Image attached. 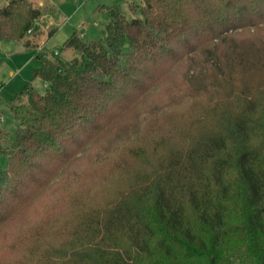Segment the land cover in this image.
Listing matches in <instances>:
<instances>
[{
    "label": "trees",
    "instance_id": "1",
    "mask_svg": "<svg viewBox=\"0 0 264 264\" xmlns=\"http://www.w3.org/2000/svg\"><path fill=\"white\" fill-rule=\"evenodd\" d=\"M128 7L67 38L69 60L36 53L44 90L7 103L2 246L17 264H264V0ZM40 15L5 0L0 40Z\"/></svg>",
    "mask_w": 264,
    "mask_h": 264
},
{
    "label": "rangeland",
    "instance_id": "2",
    "mask_svg": "<svg viewBox=\"0 0 264 264\" xmlns=\"http://www.w3.org/2000/svg\"><path fill=\"white\" fill-rule=\"evenodd\" d=\"M41 8L40 20H34L31 31L21 40L3 41L0 40V146L5 145V131L12 133L15 127V120L8 108L7 103L17 94L26 83H31L37 91H43L45 85L40 78H32L31 71L40 63V58L35 57L38 52L37 47L43 44V50L51 53L56 49V57L65 61L72 56L78 55L63 46V42L74 32L83 40L88 41L101 37L105 24L107 23L105 8L111 5L117 6L126 16L131 17L133 13L129 3L137 4L141 0H31ZM5 0H0V6ZM55 28L50 36V29ZM24 39H29V45L24 46ZM47 39V41H46ZM254 80V78H252ZM175 77L168 79L164 89L174 92V101L179 105L185 104L181 97L183 94V82ZM179 90V91H178ZM163 100V98H162ZM6 164V156L0 153V169ZM47 193L42 199H48ZM38 204V201L36 202ZM38 207L35 211L37 212ZM34 213V214H35ZM19 218V217H18ZM18 218L11 220L4 233L0 230V264H17L18 260L14 256L13 249L2 246V236L8 235L13 230V225L18 223ZM22 220V218H21Z\"/></svg>",
    "mask_w": 264,
    "mask_h": 264
},
{
    "label": "built area",
    "instance_id": "3",
    "mask_svg": "<svg viewBox=\"0 0 264 264\" xmlns=\"http://www.w3.org/2000/svg\"><path fill=\"white\" fill-rule=\"evenodd\" d=\"M35 20L37 21V20H40V19L37 18V19H35ZM37 22H38V21H37ZM30 31H31V28H29V29L27 30V32H30ZM37 51H38V52H37L38 54H40L42 57H45V52L43 51V44H41L40 46L37 47ZM53 53H54V54H57V50L54 49V50H53Z\"/></svg>",
    "mask_w": 264,
    "mask_h": 264
}]
</instances>
